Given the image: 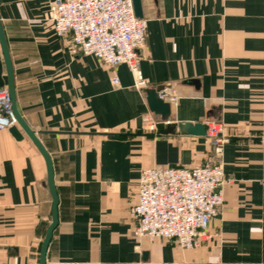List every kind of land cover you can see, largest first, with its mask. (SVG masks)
<instances>
[{"label": "crops", "instance_id": "obj_1", "mask_svg": "<svg viewBox=\"0 0 264 264\" xmlns=\"http://www.w3.org/2000/svg\"><path fill=\"white\" fill-rule=\"evenodd\" d=\"M52 1L0 0L16 105L53 167L58 222L45 264H264V0H141L139 87L126 64L70 53L51 26ZM145 88L170 103L171 123L220 121L230 138L215 158L203 136L163 133ZM16 127L18 139L0 129V264H39L47 167ZM213 161L227 180L209 241L186 249L134 234L128 210L143 168Z\"/></svg>", "mask_w": 264, "mask_h": 264}, {"label": "built area", "instance_id": "obj_2", "mask_svg": "<svg viewBox=\"0 0 264 264\" xmlns=\"http://www.w3.org/2000/svg\"><path fill=\"white\" fill-rule=\"evenodd\" d=\"M49 19L58 37H69L70 53L92 55L108 67L126 64L135 85L142 84L140 51L145 45L147 20L135 16L132 0H53ZM112 83L118 85L116 76ZM155 124L152 120L149 126ZM204 124L205 139L219 153L230 135L220 121L209 119ZM13 125L10 95L6 86H0V129ZM226 180L219 161L143 168L136 201L128 210L135 220L134 234L171 240L186 249L209 241L208 226L221 212Z\"/></svg>", "mask_w": 264, "mask_h": 264}, {"label": "water", "instance_id": "obj_3", "mask_svg": "<svg viewBox=\"0 0 264 264\" xmlns=\"http://www.w3.org/2000/svg\"><path fill=\"white\" fill-rule=\"evenodd\" d=\"M133 9L135 16L142 18V4L141 0H132ZM0 46L3 54V59L6 67L7 73V89L11 99V108L14 114V118L16 120V124L20 126V128L24 131V133L30 138V140L34 143L37 147L39 152L42 154L46 167H47V184L51 193L52 203H51V223L48 225L45 233V237L42 241L40 255H39V264H45L46 262V252L47 247L52 237V233L54 228L57 225L58 217H57V204H58V197L54 185L53 179V167L51 158L44 148L43 144L39 140L38 136L36 135L35 131L31 129L26 121L21 116L17 105H16V98H15V89H14V77H13V67L11 64L6 40L3 33V28L0 21ZM187 82H191L188 80ZM146 94V102L148 105L149 110L154 114L159 116L160 121L164 122V130L163 133L173 132L177 128L180 132L186 133L189 135H196V136H206V126L202 122H184V123H171L169 120L170 116V103L160 95L159 90L156 88H145ZM9 131L13 134L15 138H20L21 135L17 130L16 125L9 127Z\"/></svg>", "mask_w": 264, "mask_h": 264}, {"label": "rangeland", "instance_id": "obj_4", "mask_svg": "<svg viewBox=\"0 0 264 264\" xmlns=\"http://www.w3.org/2000/svg\"><path fill=\"white\" fill-rule=\"evenodd\" d=\"M206 142H207V144L209 145V147H210V148L212 149V151H213V153H212V157L215 158L216 153H217L215 147L212 146L208 140H206ZM213 163H214V161H213Z\"/></svg>", "mask_w": 264, "mask_h": 264}]
</instances>
